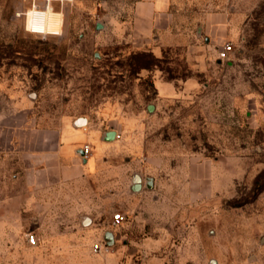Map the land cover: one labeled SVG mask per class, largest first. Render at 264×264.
Returning a JSON list of instances; mask_svg holds the SVG:
<instances>
[{
    "label": "rangeland",
    "instance_id": "374dc122",
    "mask_svg": "<svg viewBox=\"0 0 264 264\" xmlns=\"http://www.w3.org/2000/svg\"><path fill=\"white\" fill-rule=\"evenodd\" d=\"M138 1L0 0V264H264V0H166L146 35ZM80 117L126 176H15L16 119Z\"/></svg>",
    "mask_w": 264,
    "mask_h": 264
},
{
    "label": "crops",
    "instance_id": "0c3cea01",
    "mask_svg": "<svg viewBox=\"0 0 264 264\" xmlns=\"http://www.w3.org/2000/svg\"><path fill=\"white\" fill-rule=\"evenodd\" d=\"M165 5L166 0H139L137 29L145 35L152 33L156 26L155 15ZM166 88L171 91V84ZM85 118L82 124L78 123L79 118H65L55 126L46 127L34 126L29 119H16L10 137L17 169L15 176H23L32 189L44 190L47 183L54 182L61 184L62 191L90 177L104 178V184L111 187L116 174L126 176V165L115 164L112 159L117 131L105 130ZM86 144L91 146L87 157L82 155ZM142 181L140 176V188Z\"/></svg>",
    "mask_w": 264,
    "mask_h": 264
},
{
    "label": "built area",
    "instance_id": "2783aa9c",
    "mask_svg": "<svg viewBox=\"0 0 264 264\" xmlns=\"http://www.w3.org/2000/svg\"><path fill=\"white\" fill-rule=\"evenodd\" d=\"M233 49L232 44L228 43L223 45L220 49H219V58L221 59H227L229 58V54L231 53ZM117 137H120V133H116ZM91 149L90 144H86L84 147V156H88L89 155V151ZM124 220V215L121 212L115 213L113 216V224L116 226H119L122 221ZM28 240L31 244H37L38 243V237L34 232L29 233L28 235ZM95 249H102V243H96L95 244Z\"/></svg>",
    "mask_w": 264,
    "mask_h": 264
},
{
    "label": "water",
    "instance_id": "95a60500",
    "mask_svg": "<svg viewBox=\"0 0 264 264\" xmlns=\"http://www.w3.org/2000/svg\"><path fill=\"white\" fill-rule=\"evenodd\" d=\"M85 122H86V118L85 117H80L78 119V123L79 124H82V123H85ZM82 155H84V151L82 152ZM132 188L135 191L140 189V176L138 174L134 175Z\"/></svg>",
    "mask_w": 264,
    "mask_h": 264
},
{
    "label": "bare ground",
    "instance_id": "6f19581e",
    "mask_svg": "<svg viewBox=\"0 0 264 264\" xmlns=\"http://www.w3.org/2000/svg\"><path fill=\"white\" fill-rule=\"evenodd\" d=\"M85 221H86V219H85Z\"/></svg>",
    "mask_w": 264,
    "mask_h": 264
}]
</instances>
